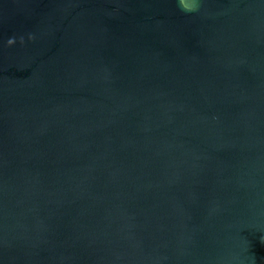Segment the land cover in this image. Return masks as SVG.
Segmentation results:
<instances>
[{
	"label": "water",
	"instance_id": "obj_1",
	"mask_svg": "<svg viewBox=\"0 0 264 264\" xmlns=\"http://www.w3.org/2000/svg\"><path fill=\"white\" fill-rule=\"evenodd\" d=\"M0 264H264V0H0Z\"/></svg>",
	"mask_w": 264,
	"mask_h": 264
},
{
	"label": "clouds",
	"instance_id": "obj_2",
	"mask_svg": "<svg viewBox=\"0 0 264 264\" xmlns=\"http://www.w3.org/2000/svg\"><path fill=\"white\" fill-rule=\"evenodd\" d=\"M178 7L184 13H194L199 11V0H177Z\"/></svg>",
	"mask_w": 264,
	"mask_h": 264
}]
</instances>
